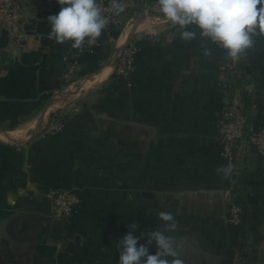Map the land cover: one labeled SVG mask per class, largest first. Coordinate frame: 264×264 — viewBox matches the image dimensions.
<instances>
[{
	"label": "crops",
	"instance_id": "obj_1",
	"mask_svg": "<svg viewBox=\"0 0 264 264\" xmlns=\"http://www.w3.org/2000/svg\"><path fill=\"white\" fill-rule=\"evenodd\" d=\"M146 1L119 0L137 8L109 57L96 70V51L84 55L71 82L63 58L72 42L50 36L57 0H24L28 41L20 45L0 26V264H118L116 242L134 223V236L154 231L160 212L172 213L174 235L189 241L172 264H235L213 130L223 53L199 37L184 41L163 15L134 13ZM254 41L244 76L264 116V35ZM131 43L130 87L108 95L111 60ZM56 117L64 129L52 135ZM52 184L78 196L73 224L51 218L43 186ZM247 191L252 264H264V159Z\"/></svg>",
	"mask_w": 264,
	"mask_h": 264
},
{
	"label": "built area",
	"instance_id": "obj_2",
	"mask_svg": "<svg viewBox=\"0 0 264 264\" xmlns=\"http://www.w3.org/2000/svg\"><path fill=\"white\" fill-rule=\"evenodd\" d=\"M97 3L106 18V26L110 23L115 25L120 23L114 19L116 14L111 7V0H97ZM153 3L158 5V1H153L151 4ZM122 7L124 12L119 14L122 17L121 24L126 16L133 13L129 11H134L136 6L132 9ZM25 11L24 0H0V26L4 29L7 39L17 45L28 41ZM104 38V44L111 46L110 37L106 34ZM102 44L103 42L97 39L94 45H85L82 49L72 48L63 58L67 63L64 78L71 79L78 73L82 57L97 51ZM219 49L223 56L216 66L220 79V96L213 130L220 159L219 169L227 172V175L220 172L225 179L227 190L224 199L227 208L226 222L236 230L233 245L236 263L252 264L254 258L250 249V235L245 228L247 222L242 219L243 211L237 203V196L248 192L249 181L246 180L264 159V116L258 110L261 101L259 94L251 92L246 83L245 54L239 60H233L226 56L223 49ZM137 51L135 44H129L123 50L120 64L113 72L128 87H130ZM63 129L64 120L61 117L54 118L48 126V132L52 135L60 134ZM44 198L54 221L65 225L75 222L80 212V200L73 190L63 185L52 184L44 191ZM243 254L247 259L241 260Z\"/></svg>",
	"mask_w": 264,
	"mask_h": 264
},
{
	"label": "clouds",
	"instance_id": "obj_3",
	"mask_svg": "<svg viewBox=\"0 0 264 264\" xmlns=\"http://www.w3.org/2000/svg\"><path fill=\"white\" fill-rule=\"evenodd\" d=\"M60 10L48 16L50 36L59 43L72 42L82 49L94 45L106 26L97 0H57ZM163 18L182 29L181 39L192 41L201 38L225 51L227 57L239 60L252 48L257 35H264V0H158ZM116 15L124 12L119 0H111ZM210 55L211 50L205 49ZM227 175L224 169H218ZM160 225L154 231L134 236L138 225L131 224L129 231L116 243L119 247L118 264H172L178 250L186 246V237L174 233L178 225L170 212L158 213ZM146 237L145 244L138 241ZM156 252L149 254V245Z\"/></svg>",
	"mask_w": 264,
	"mask_h": 264
},
{
	"label": "trees",
	"instance_id": "obj_4",
	"mask_svg": "<svg viewBox=\"0 0 264 264\" xmlns=\"http://www.w3.org/2000/svg\"><path fill=\"white\" fill-rule=\"evenodd\" d=\"M153 1H158V0H147V3H151ZM114 19H116L117 21H120L119 24L115 25L114 23H110L108 24L104 30L102 31L101 36L98 38L100 41L103 42L102 46L96 51L97 54V60H98V65L96 66V70L99 69V65L104 62L110 54V49L111 46L110 45H106L104 44L105 42V35L107 34L110 37V41L113 43L119 36V29H117L116 27L120 28V26L122 25V17L121 15H115ZM78 75L79 73H76L70 80H67L69 82L74 81L76 79H78ZM68 82V83H69ZM121 85H125L124 82L121 79H118L114 74H112L111 76V81L109 83V85L106 88V92H108V95H113L114 91H116L118 89V87H120ZM249 181V178H247L246 182ZM47 185L43 186V189L46 190ZM44 190V191H45ZM245 194H240L237 196V203L241 206L243 214H242V219L244 222H249L250 227L253 225L252 223V214H250V205L249 202L247 201V199L245 198L246 194L248 192H244ZM243 259H247V257L243 254L241 255V260Z\"/></svg>",
	"mask_w": 264,
	"mask_h": 264
},
{
	"label": "rangeland",
	"instance_id": "obj_5",
	"mask_svg": "<svg viewBox=\"0 0 264 264\" xmlns=\"http://www.w3.org/2000/svg\"><path fill=\"white\" fill-rule=\"evenodd\" d=\"M158 5L156 4V3H153V4H149V5H147V6H145L143 9L145 10V12H143V11H141V10H137L136 12H134V13H140V12H142V13H149L150 15H154V16H161L162 15V13L159 11V8L157 7ZM129 18V17H128ZM127 18V19H128ZM125 20H126V18H125ZM123 25H124V22H123V24L120 26V28H119V31H121L122 30V27H123ZM123 53V52H122ZM121 53V54H122ZM121 54H119L118 56H116L115 58H114V60L112 59L111 61H112V66H113V72H114V70H115V68L120 64V58H121ZM68 80H70V78L68 79ZM69 84V83H68ZM125 84V83H124ZM246 230H248V232L250 233V230H249V228H250V226L248 225V223H247V225H246ZM235 264H237L236 263V260H235Z\"/></svg>",
	"mask_w": 264,
	"mask_h": 264
}]
</instances>
